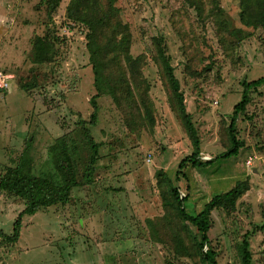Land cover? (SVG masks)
<instances>
[{
	"label": "rangeland",
	"instance_id": "374dc122",
	"mask_svg": "<svg viewBox=\"0 0 264 264\" xmlns=\"http://www.w3.org/2000/svg\"><path fill=\"white\" fill-rule=\"evenodd\" d=\"M70 1L62 0L51 22L48 0H0V73L9 82V89L0 91V179L29 149L36 174L57 181L49 149L69 133L78 138L76 123L90 120L94 74L86 28L66 18ZM118 2L131 25L132 55L147 57L144 75L151 85L156 127L132 133L113 100L102 97L98 123L91 129L102 144L95 183L75 188L67 205L24 216L16 244L0 237V264H204L192 244L196 229L181 222L173 209L166 217L160 189L169 191L170 181L188 196L186 212L196 216L214 197L247 180L250 190L236 210L231 215L214 211L209 232L217 263L240 264L244 235L264 225V86L251 93L252 102L238 119L239 138L245 142L238 155L223 158L228 148L220 123L229 125L243 82L264 76V32L240 23L235 0H221V6L229 27L242 30L240 39L224 37L208 3L199 17L185 0ZM49 32L57 38L54 61L38 64L34 42ZM160 34L199 132L201 156L209 157V164L201 158L200 166L188 163L180 169L193 147L170 110L168 89L153 60L152 39ZM189 54L195 55L191 66L196 75L185 71ZM82 155L88 158L86 151ZM249 158L251 166L246 165ZM83 171L80 167V175ZM25 208L24 200L0 190V230L11 235ZM173 234L183 238L187 251L173 248ZM250 245L253 263L264 264V230L255 231Z\"/></svg>",
	"mask_w": 264,
	"mask_h": 264
},
{
	"label": "trees",
	"instance_id": "16d2710c",
	"mask_svg": "<svg viewBox=\"0 0 264 264\" xmlns=\"http://www.w3.org/2000/svg\"><path fill=\"white\" fill-rule=\"evenodd\" d=\"M235 1H238L240 23L244 27L264 32V0ZM61 2L62 0H48L47 14L51 22H53ZM184 3L193 8L199 17L204 15L207 3L211 4L213 6L211 17H214L215 21L219 23L224 37L237 39L242 37L241 29L229 27L221 0H185ZM118 4V0H71L66 8L67 20L86 28V47L90 56L96 91V94L90 99L93 112L89 121L81 120L76 123L75 134H79L78 138H69L71 135L69 133L57 139L49 149V157L57 181L49 179L43 175L44 173L36 174L35 161L29 149L21 154L16 166L8 168L0 179V190L18 197L26 203V208L19 214L13 225L12 234L7 235L0 230V237H3L9 244H16L19 241L24 216H34L42 209L67 205L72 200V192L75 188L91 186L95 183L102 144L95 140L91 129L98 123L99 100L102 97H109L113 100L132 133L137 134L146 128L156 127V109L150 95L151 85L144 75L147 57L132 55L131 25L125 17L124 9ZM53 38L54 43H52ZM56 41L57 38L51 32L35 40L33 47L36 63L49 64L54 61ZM152 45L153 60L169 92L170 110L184 128L190 145L193 147L192 154L180 165V169L187 166L188 163L200 166L202 151L199 132L192 115L187 111L185 94L181 82L176 76V68L172 64L165 36L160 34L154 37ZM189 56L185 71L189 75H196L191 66L195 55L189 54ZM210 70L211 67H208L206 71ZM242 85L244 89L242 99L234 107L229 125L226 120H221L220 123L221 140L228 148V152L223 158L236 156L241 149L245 148V142L239 138L237 122L239 117L246 113L247 107L252 102L251 93L258 92L264 86V76L251 82L244 81ZM22 90L28 92V86L23 85ZM0 91L5 90L0 89ZM29 141L27 140V142ZM84 151L88 154L86 160L82 155ZM209 163L210 161L206 162V164ZM80 167L84 168L81 175ZM168 188L169 191L160 189L166 217L167 213L173 209L181 222L195 228L197 235L193 236L192 244L201 262L218 264V254L211 246L212 242L209 238V232L213 227L211 215L216 210H223L227 215H231L237 208L238 200L250 190L249 181L238 182L230 191L214 197L206 205L205 210L196 216L186 212L185 201L188 196L181 199L179 188L173 187L170 181H168ZM153 221V218H149L147 223L152 224ZM259 230L263 231L264 225L255 227L256 232ZM255 231L247 232L239 245L240 264H254L250 239ZM171 238L174 244L173 248L176 246V251H187L183 238L174 234Z\"/></svg>",
	"mask_w": 264,
	"mask_h": 264
},
{
	"label": "built area",
	"instance_id": "2783aa9c",
	"mask_svg": "<svg viewBox=\"0 0 264 264\" xmlns=\"http://www.w3.org/2000/svg\"><path fill=\"white\" fill-rule=\"evenodd\" d=\"M0 88L2 90H8L9 89V82L6 78V76L3 74V73H0ZM201 158L205 161H208L210 158L207 157V156H201ZM246 165L248 166H251L253 165L252 164V158H249L247 161H246ZM186 197V194L182 191H180V198L181 199H184Z\"/></svg>",
	"mask_w": 264,
	"mask_h": 264
}]
</instances>
